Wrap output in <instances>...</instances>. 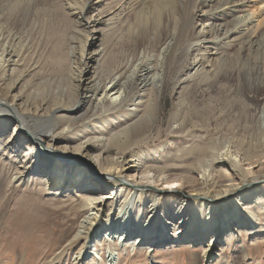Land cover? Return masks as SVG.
<instances>
[{"label": "bare ground", "instance_id": "obj_1", "mask_svg": "<svg viewBox=\"0 0 264 264\" xmlns=\"http://www.w3.org/2000/svg\"><path fill=\"white\" fill-rule=\"evenodd\" d=\"M57 2L60 4L57 7L73 19L71 40L67 39L71 42L81 38V34H86L85 26L91 23V19L87 21L86 18L91 0ZM131 2H120L122 14H115L107 22L97 18V35L102 33L101 26L116 25L110 33L111 42L115 32L121 29L116 24L118 20L126 21V28L133 37L145 29L147 43L160 36L166 37L168 40L155 57L160 69L166 56L171 54L173 38L169 36L179 29L180 37L187 43L186 48L183 51L180 48L182 52H178L180 58L186 59L190 52H197L188 76L203 75V80L212 85L217 81L231 82L240 98L260 103L255 136L227 140L193 132L186 137H177V140L189 143L188 147H176L174 154L166 155L161 162L141 166L140 157L130 160L128 166H122L126 152L140 142L153 123L151 115L144 121L148 112L141 114L143 97L135 101L129 99V85L138 76L143 54L132 67L128 64L121 67L122 63L115 67V58L109 53L115 42L103 47L99 53L98 50L89 53L94 43L87 42L88 38L83 36L78 62L72 59L75 67L68 70L70 75L59 79L60 82L48 84L53 79L49 78L42 84L41 80L31 99L19 103V108L17 102L21 98L12 94L14 84L0 89V127L2 123H15L10 143L0 140V163L12 161L19 156V151L27 156L32 152L35 156L44 154L48 162L43 164L35 157L28 179L34 178L37 184H43L52 200L66 198L65 203L77 204L82 218L74 239L84 237L85 247L106 242L108 247L102 264H118L120 252L127 245L134 248L135 253L144 250L146 255L149 252L153 261L155 250L164 247L166 251L174 252L189 242L190 247L196 244L201 251L199 256V249H194V260L189 264H247L251 258L240 240L242 226L239 225L248 221L243 226L248 229L254 226L253 220H263L260 227L264 228V183L244 188L250 178L256 180L264 174V0H143L136 5ZM32 3V0H0V73L7 67L17 68L23 44L20 46V37L12 28L20 18L25 20L22 10H27ZM109 7V3L104 8L98 6L92 14L98 16ZM186 9L188 12L185 13ZM198 29V37L194 40L192 35ZM234 45L236 49L232 53L230 50ZM209 51H214L211 52L215 56L213 64L207 59ZM70 54L72 56L74 52ZM66 58L65 62L69 57ZM152 59L154 56L150 61ZM208 63L213 68L203 73L201 66ZM90 64L94 65V72L88 76ZM150 71L147 66L139 71L141 79L137 93H145L147 87L151 91L159 90L163 72L158 71L151 77ZM147 76L151 77L150 83ZM220 87L226 86L222 83ZM127 102H133L131 109ZM236 103L240 104V101ZM30 114L31 119H28ZM113 122H118L117 127L103 134L106 124ZM175 129L173 132L177 134L184 128L179 122ZM22 131L25 134L21 135L18 145L22 146L19 147L15 137ZM1 133L0 129V137ZM25 146L27 150H23ZM25 163L24 168L28 162ZM19 169L21 167L13 169L15 181H22L25 175ZM207 234L212 236L203 246ZM223 236H226L225 243H218ZM232 243L228 254L225 246ZM100 253L96 250L92 258H99ZM129 255L125 254V258ZM83 257H76V262Z\"/></svg>", "mask_w": 264, "mask_h": 264}, {"label": "rangeland", "instance_id": "obj_2", "mask_svg": "<svg viewBox=\"0 0 264 264\" xmlns=\"http://www.w3.org/2000/svg\"><path fill=\"white\" fill-rule=\"evenodd\" d=\"M125 1L126 0H91L89 9L86 13L87 21L88 19H91V23H88L87 26H85L84 31L86 34H83L85 38H88L87 42L94 43V46L91 47L89 53L97 50L99 53L103 47H106L109 43L115 42L112 44L109 50V53L115 58V61L113 62V65H116L115 67L121 66L122 64L123 65L121 67H125L127 64L132 67L138 63V59L143 54V61L140 63V66L143 68L139 66L137 74L139 78L137 76L130 82L129 99H131V101H135L137 98L143 97L142 102L144 104L143 112H141V114L145 111V113L148 112V115L145 116L144 121H148V116L151 115L153 118V123L151 126L152 129L150 128V132L148 130V133H144L141 136L142 138H140V142L134 144L130 150L126 152L124 160L122 161V166H128L132 161H134V159H140V157H142V160L140 161L141 166L153 165L161 162L165 159L166 155L172 153L174 154L176 147H188L190 145L189 143L185 144L184 141L177 140V137H186L187 134L193 132H197V135L202 136H215L214 138L224 137L223 139L227 140L253 138L256 133L255 127L257 125V115L260 108V103L240 98V96H238L235 92L236 90L234 89V84L231 82L228 83L223 81L220 83L217 81L218 83L215 82L216 84L212 85L208 84V81L203 80V75L194 76L192 74L191 77L190 75L188 76L187 73L192 67L193 60L197 52H190L186 59L180 58L179 54L186 48L185 44L187 43L183 42L182 38L180 37L179 29L169 36L170 38H173L171 54L169 53L170 55L168 54L166 56V61L164 59L160 69V65L158 64L159 61H157L155 57L158 56V53L162 48L161 46H163L168 40L166 37L160 36V39L158 38L152 43H147L145 42V38L148 35V32H146L145 29H141V33L138 34L137 37H133V33L129 32L126 28V21L122 22L118 20L116 21V24L121 26V29H118L115 32L114 38H112L111 42H109V37L111 35L110 33L112 29H114L113 26L116 25H113L112 27H106V24L101 26L102 33L99 34V36L97 35L98 32L97 30L95 31V27L97 24H99L97 18L100 19L99 21L101 22H107L106 20L111 17L113 18L115 14H122L120 11L123 12V8L121 9L119 5L120 2L122 4ZM142 1L143 0H130L132 5H136ZM32 2L33 3L26 8L27 10H22V14L26 15L25 20L23 21V19L21 20L20 18L12 28V31L16 34V36L20 37V46L23 44L21 56L19 58L15 57V59L17 58L19 60V63L16 64L17 70L7 67L0 73V89L14 84L15 87L12 89V94L19 95L21 98L20 102H17L18 108L19 103H23L26 99H31L33 92L36 91V87L39 85V83H41V80L43 81L42 84H44L46 81L44 79L53 78L54 80L52 79L48 83L53 84L60 82L61 78L64 79L69 76L70 73L68 70H70L72 67H75L74 61L77 60L78 62L80 55L79 53L81 52L79 47L84 44L82 40L84 39L82 38V34L80 35L81 38L72 40L70 42L72 35V25L70 27V23L73 19L72 17L68 16L66 11H63L57 7H60V4L57 2V0H32ZM107 2L111 7L103 11L104 13L99 11L100 13L102 12V14L94 17L92 13H96L98 10L97 7L101 6L104 8L108 4ZM184 12L186 13L188 10L186 9ZM94 18L97 21L95 23ZM122 20L124 19L122 18ZM199 24L201 23L198 22V25ZM198 31L199 29L195 30L192 35L194 40L196 37H198ZM68 37L70 40L67 39ZM128 38L130 42L128 41ZM81 42L83 44H81ZM189 42H191V40ZM179 45L183 46L180 47ZM208 45H210V48H213L212 44L208 43ZM234 47L236 46H232L230 52H234L236 49ZM71 51L74 52L72 55L74 58H72L70 54ZM211 52L214 51H209L207 53V59L210 60L209 63L212 62L210 64H213L215 56L214 53ZM172 54L173 56L171 57ZM66 56L69 58L67 59ZM123 56L126 58L124 59ZM151 56H154V59L150 61ZM173 57L176 58L174 59ZM64 58L67 59L66 62ZM72 59H74V61ZM125 61H127V63ZM176 62L179 63L177 64ZM209 63L201 66V68L203 67L201 70L203 73L207 71V69L211 70L213 68L212 66H209ZM146 66L151 68L149 76L154 77L158 71H161L163 72V78L161 79V85H158L159 90L151 91L150 87H147V91L145 93L139 94L136 92L140 90L139 86L141 77L139 75V71L144 69ZM152 68H154V70ZM126 69L129 71L127 67ZM60 71H62L63 74ZM88 71V76L93 75V64H90ZM149 76H147V78ZM151 77H149L150 81L148 80V83L151 82ZM222 83L226 87H220ZM149 89L151 93L149 92ZM208 90H210L209 93L207 92ZM238 97L239 99H237ZM229 99H231V101H229ZM225 100L229 101V106ZM235 101H240V104L236 103ZM222 102L226 104V106H224ZM132 104L133 102H127L129 109L132 108ZM149 112H151V114ZM29 116H31V114L27 116L28 119H31ZM108 119L110 120L111 118L109 117ZM179 122L183 125L184 129H182L180 133L175 134L173 131L176 130V124H179ZM117 123L118 122H113L110 124L107 123L103 129L104 132L102 133L107 134L108 132H111L117 127ZM14 124V122L2 123V126L0 127L2 130V136L0 137V140L3 139L5 142L10 143L12 140L10 136L14 131ZM186 127L188 129H186ZM23 134L25 133L22 131L16 135L15 139L18 141L17 145L20 143L21 135ZM18 146L21 147L22 144ZM23 150H27L26 146L23 147ZM39 155L35 156V152H32L29 156H27L24 152L19 151V156H16L15 159L9 161L12 162V164H10L8 160L4 165H1L0 163V264L104 263L105 249L108 247L106 242L101 244L96 242L91 244L93 247H85L84 243L86 239L84 237H76L74 239L78 229V223L82 218V213L78 210L77 204L75 202L65 203L66 198L52 200V196L47 191V188H45V186L43 187V184H37L34 178L28 179V174L33 172L32 166L34 162L33 159L35 157L39 161L43 162V164L48 162L44 154ZM8 158L9 157L7 156V159ZM25 161L28 162L26 168H24L26 165ZM78 163L80 164L81 162ZM16 167H21L19 171H24L25 175L23 176L22 181L13 180V169ZM86 167L89 168L88 165H86ZM262 182L264 183V174L258 177L256 180H251L250 178L244 188L258 187L263 184ZM251 208L254 209V205H252ZM79 214L80 216H77ZM246 224H248V221H246L244 225H239L242 226V229H240L242 234L240 240L242 241L243 245L247 247L249 256L251 258V261H247L246 263L264 264V228L260 227L263 224V220H253L254 226H251L248 229L243 227L246 226ZM206 236L207 237L205 238L203 246L209 242L210 236L212 235L207 234ZM225 238L226 236L221 237V239L218 240V243H225ZM173 241L174 240H171L170 242ZM233 243L225 246L227 247L226 252L228 251V254L230 253ZM190 244V242L189 244H186L187 246L184 244L183 247L177 248L174 252L166 251L167 249L164 247L160 250L157 249L153 253V261L150 259L149 252L146 255L144 250H139V252L135 253V249H132L129 245H127L124 247V250L120 252V262L118 264H189L194 260V249H199V256L201 253L200 247L196 248V244L190 247ZM96 250L101 252L99 254V258H92V254ZM125 254L130 255L125 258ZM78 255H84L86 258L83 257V259L77 263L79 259Z\"/></svg>", "mask_w": 264, "mask_h": 264}]
</instances>
